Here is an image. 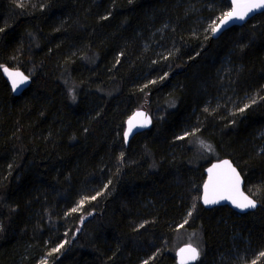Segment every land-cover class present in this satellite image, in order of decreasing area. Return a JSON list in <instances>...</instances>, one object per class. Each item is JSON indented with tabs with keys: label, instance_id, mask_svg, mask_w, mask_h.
Returning <instances> with one entry per match:
<instances>
[{
	"label": "trees",
	"instance_id": "obj_1",
	"mask_svg": "<svg viewBox=\"0 0 264 264\" xmlns=\"http://www.w3.org/2000/svg\"><path fill=\"white\" fill-rule=\"evenodd\" d=\"M229 8L0 0V68L31 78L14 96L0 72V264H177L189 236L194 264H264V12L213 39ZM223 158L254 211L200 205Z\"/></svg>",
	"mask_w": 264,
	"mask_h": 264
},
{
	"label": "snow or ice",
	"instance_id": "obj_2",
	"mask_svg": "<svg viewBox=\"0 0 264 264\" xmlns=\"http://www.w3.org/2000/svg\"><path fill=\"white\" fill-rule=\"evenodd\" d=\"M257 9H264V0H231V10L225 12L222 15V17L218 18L219 21L218 23L215 21L213 22V25L210 26L211 32L216 33L221 29L222 26L227 25L230 22H235L238 20L242 21L246 18V16H248L249 13ZM4 71L12 79L14 90L17 88L18 83H23L27 79V77H24L19 72H9L7 68H5ZM136 116H143V113H136ZM134 120H135V116L133 118H130L128 122L129 125L128 130L124 133L125 139H127L129 133L136 126ZM141 126H146V125L141 124ZM201 143L203 147H209L207 145H203V142ZM224 165H226L230 170V178L228 184L223 186V188H218L214 184L210 176L209 182H207L204 186L205 187V193L203 197L204 204L206 205L216 204L219 203L221 200H230L235 207L241 210L248 208H255L256 207L255 201L250 199L248 196H245L243 193L239 191L240 178L239 175L236 174V170L232 168L227 161L224 162ZM219 167L222 166L214 165L213 169H209V172L212 173L215 168H219ZM92 199H95V197H92ZM82 204L83 201H81V205ZM77 210L78 208L73 209V211H77ZM190 215L191 212H189V216ZM60 247H63V245H61ZM52 251L53 252L59 251V247L53 249ZM184 253L189 254L186 258L188 260H195L199 255L196 248H193L191 246L187 248H182L180 249V254L182 257L181 264H185V257L183 256ZM261 256H264V253H261ZM145 264H147V262H145Z\"/></svg>",
	"mask_w": 264,
	"mask_h": 264
},
{
	"label": "water",
	"instance_id": "obj_3",
	"mask_svg": "<svg viewBox=\"0 0 264 264\" xmlns=\"http://www.w3.org/2000/svg\"><path fill=\"white\" fill-rule=\"evenodd\" d=\"M227 1L230 4V8H229V11H230L231 10V0H227ZM261 12H264V9L254 10L253 12L249 13L248 16H246V18L244 20H242V21L238 20V21H235V22H230L229 24L222 26L221 29L219 31H217L216 33H212L211 32L212 38L213 39L217 38L221 33L225 32L226 30H228L229 28H231L233 26H242L250 18H252L253 16H255L257 14H260ZM218 22L219 21H217V23ZM5 68H7L9 72H19L24 77H27V79L23 83H18L17 88L14 90L13 89V84H12V79L8 76L7 73H5V71H4ZM0 72H1V75L4 78V80L8 84V87H9L11 93L14 96H19L26 88H28V86L31 83V78H30L29 74L23 72L20 69L10 68L8 66H2L0 68ZM136 113H143V116H136ZM134 116H135L134 123H135L136 126L129 133L127 139H125L124 133L128 130V126H129L128 122H129L130 118H133ZM141 124H145L146 126H141ZM151 124H152V118H151L150 114L146 110H144V109L134 110L127 117V119L125 121V127H124V132H123L124 144L127 145L128 141L134 135H136L138 133H141L144 130H148L151 127ZM225 161H227L228 164H230L231 167L236 170V174L239 175V178H240L239 191L241 193H243L245 196H248L250 199L254 200V198H252L249 194H247L244 191V189H243V187H244V179H243V176L241 175L240 171L237 169V167L234 165V163L232 161H230L228 158H223V159H218V160L212 161L204 169L205 178H204V180L202 182L201 189H200V195H199V203H200V205L202 207H204V208H212V207H216V206H227V207L231 208L232 210H234L235 212H237L238 214H244V213H247V212L254 211L258 207V202L256 200H254L255 203H256V207L255 208H248V209H243V210L235 207L230 200H221L219 203H216V204H209V205L204 204V202H203V197H204V193H205V187L204 186H205V184L207 182H209L210 176H211L214 184L218 188H223V186L227 185L228 182H229L230 170L228 169V167L226 165H224ZM214 165H221L222 167L215 168L213 170V172L210 173L209 169H213ZM210 191H211V188H210ZM189 246H191L193 248H196L198 253H199V255H200V252H199L197 247H195V246H193L191 244H188V243L182 244L179 247H177L176 250L174 251V259H175L177 264H181V258L182 257H181V254H180V249L187 248ZM188 255H189L188 253H184L183 254V256L185 257V264H194L199 258V255H198V257L195 260H188V259H186Z\"/></svg>",
	"mask_w": 264,
	"mask_h": 264
},
{
	"label": "rangeland",
	"instance_id": "obj_4",
	"mask_svg": "<svg viewBox=\"0 0 264 264\" xmlns=\"http://www.w3.org/2000/svg\"><path fill=\"white\" fill-rule=\"evenodd\" d=\"M183 241L182 242H180V244L181 243H183V244H185V243H188V244H191V245H193V246H195V247H197L198 248V245H200V240L198 239V237L197 236H189L187 239H182Z\"/></svg>",
	"mask_w": 264,
	"mask_h": 264
}]
</instances>
